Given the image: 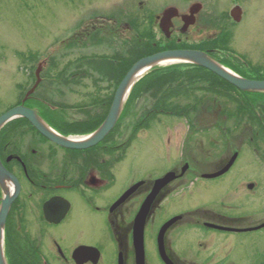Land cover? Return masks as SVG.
I'll list each match as a JSON object with an SVG mask.
<instances>
[{
    "label": "flooded vegetation",
    "instance_id": "flooded-vegetation-1",
    "mask_svg": "<svg viewBox=\"0 0 264 264\" xmlns=\"http://www.w3.org/2000/svg\"><path fill=\"white\" fill-rule=\"evenodd\" d=\"M184 15H190V11ZM184 15L172 19L168 33L158 21L160 35L157 40L167 44V49L191 48L200 41L191 37L198 15ZM134 18L136 16L130 19ZM116 26L115 32H119V22ZM93 27L88 29H92L89 33L97 31V26ZM206 50L213 51L212 48ZM78 63L68 62L67 68L59 72H66L62 79L44 80V67L40 84L25 103L37 109L65 136L70 126L84 127V130L100 126L105 120L103 116L106 118L109 113L99 105L104 98L83 105L62 104L57 99L64 97L60 85L67 89L76 78L71 77V71ZM53 64V61L46 63L49 65L48 74L58 76L52 73ZM35 81L36 78L33 85ZM43 82L47 92L37 93ZM31 99L34 100L33 106L27 104ZM44 105L53 109L44 108ZM57 106L66 108L54 109ZM78 106L85 108L77 109ZM197 112L201 124L191 126L192 132L204 130L216 134L209 141L207 151L211 162L199 160L206 155L200 149L193 159V166L186 162L180 171L170 168L155 180L138 178L119 189L121 163L126 160L133 142L142 131L152 126L157 115L163 113L157 114L150 125L141 129L131 141L125 137L120 139L119 133L114 131L115 126L105 139L87 149L56 144L26 119L29 123L22 124L19 129L28 127L24 132L30 129L35 133L32 141L27 146L17 145L15 149L10 139L0 148L3 164L17 177L21 186L6 223L5 245L9 261L14 264H138L136 217L153 192L156 180L173 172L174 177L159 189L145 222L143 264H150L149 228L157 208L170 197L188 193L192 195V205L167 216L154 234L162 264L167 263L160 254L158 235L161 228L174 218L164 235L165 253L173 264H264V153L258 154L264 146V127L260 124L241 125L244 123L241 119L246 118L242 109L234 111L240 114L238 121L242 123H237V115L229 119L228 110H217L216 107L210 109L207 106L201 112L197 108ZM226 121L235 124H225ZM240 129L245 130L242 135L249 134L247 140L238 138ZM244 147L249 149L247 152L251 150L258 154L257 159L261 161L250 157L242 171L232 173L247 153L242 154ZM254 165L260 172L248 170ZM185 166L187 168L183 171ZM190 169L193 172H188ZM130 189L131 193L123 199ZM88 221L98 228V235L90 241L86 230Z\"/></svg>",
    "mask_w": 264,
    "mask_h": 264
},
{
    "label": "rangeland",
    "instance_id": "rangeland-1",
    "mask_svg": "<svg viewBox=\"0 0 264 264\" xmlns=\"http://www.w3.org/2000/svg\"><path fill=\"white\" fill-rule=\"evenodd\" d=\"M193 4H200L201 10L197 14V23L192 28L191 37L205 39L224 27L232 33L231 46L234 51L247 57L254 66L264 69V0H0V114L14 106L34 82L31 68L35 61L28 58L30 53L45 58L61 40L68 39L77 32L83 35L79 43L53 61L52 73L55 75L67 68L68 62H79L71 71V77L76 78H73V83L69 84L67 89L60 85L64 97L59 96L57 99H60L62 104L83 105L92 103L94 99L109 98L115 90V81L107 79L108 75L92 68L94 66L80 63V60L95 57L130 59L135 57V52L105 34H101L100 41L97 38V42H89L92 32L88 31L92 29H88L92 26L100 28L99 25L116 26L118 20H123V24L118 26V33L125 39H130L133 31L127 26L126 19L136 16L146 23L149 15H162L169 7L177 8L181 15L188 14ZM236 6L242 11L239 22L231 15ZM111 16L117 19L111 21ZM18 52L25 53L26 57H21ZM169 64L171 63L159 66ZM172 100L173 104L183 107L193 109L195 106L196 110L190 112L192 118L198 117L197 108L200 112L206 110L207 106H210V109L216 107L217 110L234 111L240 106L236 100L207 89H197L191 94H182ZM225 124L235 123L226 121ZM241 125L253 123L245 120ZM26 128L28 129H24ZM24 129L18 130L12 138L15 149L17 145L27 146L32 137H35V133L30 129L27 132H24ZM203 131L192 132L185 117L157 115L152 126L138 135L126 160L121 163L117 188H123L138 178L155 180L170 168L180 171L186 162L193 166V159L200 149L206 155H202L199 160L211 162L207 151L209 141L215 138L216 134ZM242 132L245 130L240 129L238 134L236 133L238 138L247 140L249 134L242 135ZM247 147H244L242 154L249 151ZM263 151L264 146H261L259 156ZM250 152L244 154L238 168L232 173L240 169L242 171L250 157H254L257 162L261 161L257 159L258 154L251 150ZM254 166L248 170L260 172V169L255 170L257 166ZM188 172L193 171L190 169ZM192 202L190 193L176 195L157 208L149 228L150 264H162L154 241L156 229L167 216L191 206ZM86 230L88 241L94 240L98 235V228L90 221Z\"/></svg>",
    "mask_w": 264,
    "mask_h": 264
},
{
    "label": "trees",
    "instance_id": "trees-1",
    "mask_svg": "<svg viewBox=\"0 0 264 264\" xmlns=\"http://www.w3.org/2000/svg\"><path fill=\"white\" fill-rule=\"evenodd\" d=\"M118 21L119 25L123 24V20ZM126 24L129 25L133 30V35L130 39H125L118 32H115L114 26L100 25V28H97V31H93V33L90 35L89 42L90 40L96 41L97 38L98 41H100L101 34H105V36L109 35V38H114L115 41H118V43H120L121 45H126L127 48L134 51V58L113 59L107 57H95L91 59H81L85 61L80 60V62H85L88 63V65L94 66L92 68H95L97 70L99 69L98 71H100L104 75H108V78H113L115 81V90L129 71V69L139 59L169 48L167 44L160 40H157L158 33L154 31V28L152 26L154 24L153 17L147 18L146 23L139 17H136L134 19L129 18L126 19ZM82 36L83 35H80V33L77 32L72 36L71 40H61L60 44L56 46L55 49L50 50L45 56L47 62L56 60L57 56L62 55L64 51L76 46L79 43L80 38H83ZM231 42L232 33L222 27L216 35L209 39L200 40L192 47L201 50L212 48L213 51H209L210 55H212L214 58L230 67L240 75L248 78L264 79V69L252 66L250 61L234 51L231 46ZM18 54L21 55V57H26L25 53L18 52ZM28 58L35 61L31 68V75L33 80H35L34 72L37 63L41 58L31 53ZM47 66H45V71L42 74L44 80L54 77L62 79L64 78V76H66V72L64 71L58 76H52L48 74L49 68ZM51 80L55 81L54 79ZM197 89L213 90L219 95L236 100L240 105L239 109H242V112L245 111V113H248L246 114V118L242 117L244 119L241 120H248L250 121V123L260 124L264 127V93L242 91L230 82L224 80L214 72L204 67H200L190 63H176L167 66L156 67L136 83L129 95L122 115L114 131H117V133H119L120 139L122 137H125V140L131 141L141 129L148 127L152 119L159 113L185 117L188 120L190 126L201 124V122H198V118H192L190 115V112L194 109L195 106L193 107V109L192 107H183L182 105L173 104L172 100L182 94H191ZM115 90L109 98H105L102 100V102L99 103V105L106 111H108L111 106ZM44 92H47L45 82L41 84L37 93ZM24 94L25 92L21 95L20 100L15 105L21 103ZM33 102L34 100L31 99L27 104L33 106ZM43 107L47 109H53L51 106L44 105ZM65 108V106H57V108L54 109ZM81 108L83 109L85 108V106L77 107V109ZM234 111L228 110V112L226 113L227 118L232 119L237 115V123H242L238 121L240 114L235 113ZM104 119L105 116H103V120ZM28 123L29 122L24 118H17L9 122L0 132V148L2 146V143L13 138L16 132L20 130L19 128L20 126H22V124ZM219 123L220 122L217 121V124ZM98 126L99 124L88 130H84V127L70 126V131L67 132V135L68 133L75 135H84L94 131ZM131 129L133 131L129 132V130ZM9 264H14V262L9 261Z\"/></svg>",
    "mask_w": 264,
    "mask_h": 264
},
{
    "label": "water",
    "instance_id": "water-1",
    "mask_svg": "<svg viewBox=\"0 0 264 264\" xmlns=\"http://www.w3.org/2000/svg\"><path fill=\"white\" fill-rule=\"evenodd\" d=\"M200 10V4H193L190 8V15H182L196 16L200 12ZM179 15L181 14L179 13L177 8H167L160 17V24L162 29L168 33L172 25V19ZM231 15L235 21L239 22L242 16L241 8L239 6L234 8ZM193 23L194 22H192L191 24ZM165 62L195 64L211 70L212 72H214L221 78L227 80L240 90L264 93V80H256L243 77L223 65L220 61L209 55L207 52L191 49L166 50L141 58L129 69V71L127 72V74L122 79L116 89L113 103L111 105L108 116L96 131L84 137H66L57 132L55 129H53L41 117V115L36 109L30 108L24 104L25 101H27V99L30 97V95L35 92L36 88L41 82V70L43 67V63H40L36 71V83L27 92L23 100V104L12 107L0 116V131L10 121L16 118L23 117L28 119L41 134H43L46 138L50 139L56 144L74 149H87L89 147H92L101 142L115 127L119 120V117L122 114L126 101L136 83L152 69L159 66L160 64H164ZM186 168L187 166L184 167L183 171H185ZM173 177L174 173L170 172L166 176L156 180L153 192L146 198L136 217L135 241L138 253V264H143L144 260L143 232L145 222L150 214L153 202L158 194L159 189L167 182H169ZM0 189V264H9L5 253V229L8 215L15 199L20 193L21 186L17 177L5 167L1 158ZM131 191L132 189H130L124 195L123 199L126 198L131 193ZM175 219L176 218L171 219L169 222H167L161 228L158 235L160 254L167 264L173 263L168 259L165 253L164 235L168 226Z\"/></svg>",
    "mask_w": 264,
    "mask_h": 264
},
{
    "label": "bare ground",
    "instance_id": "bare-ground-1",
    "mask_svg": "<svg viewBox=\"0 0 264 264\" xmlns=\"http://www.w3.org/2000/svg\"><path fill=\"white\" fill-rule=\"evenodd\" d=\"M172 62H174V61H172ZM172 62H171V63H172ZM165 63H166V62H165ZM168 63H169V62H168Z\"/></svg>",
    "mask_w": 264,
    "mask_h": 264
}]
</instances>
